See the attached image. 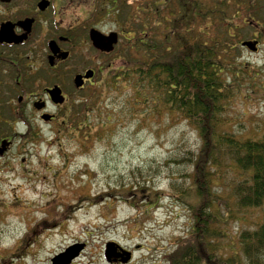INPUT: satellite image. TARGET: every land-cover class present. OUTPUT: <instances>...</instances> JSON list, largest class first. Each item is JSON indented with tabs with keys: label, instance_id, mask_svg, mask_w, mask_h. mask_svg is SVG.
Here are the masks:
<instances>
[{
	"label": "rangeland",
	"instance_id": "1",
	"mask_svg": "<svg viewBox=\"0 0 264 264\" xmlns=\"http://www.w3.org/2000/svg\"><path fill=\"white\" fill-rule=\"evenodd\" d=\"M143 1L123 0L126 4L119 11L116 7L110 10L107 3L103 9L96 10L97 26L105 31L122 29L124 36L119 35L116 47L106 54L90 42L80 43L76 66L70 64L66 69L67 75L74 70L82 73L88 68L96 71L92 83L86 82L82 88H75L71 83V90H76L71 96L76 102L71 100V104L76 107L80 103L88 106L98 103L104 113L110 114V121L94 127L97 137L79 149L76 131L71 134L67 126L55 129L43 125L42 136L33 142L27 161L20 166L18 159H13L14 170H0V264H51L54 254L73 243H83V248L71 264H168L167 255L187 234L191 223L188 207L169 188L164 172H152L149 184L155 190L144 200L137 195L127 200L124 196L108 194L109 188L118 189L120 181L130 182L131 176L138 177L137 167L149 163L152 167L154 164L162 167L163 159L181 141H195L189 126L174 121V113L166 114L163 109L158 115L143 114V97L134 93L133 86L121 84L113 92L99 88L108 73L130 70L138 62V54L128 39L134 35V26L138 29L137 24H132L136 22L132 18L133 8ZM259 5L257 15L261 18L264 17V0H260ZM232 8L229 6L230 15ZM251 11L249 3L248 13H253ZM242 12H247V8ZM83 14L76 17L84 18ZM247 16L245 24L239 20L241 16L233 22L241 28L242 34L235 33L230 26L231 34L237 36L236 40L239 38L233 44L232 55L237 63L234 73L242 80L231 82L232 90L235 85L238 87L233 97L225 100L224 114L230 121L227 128L256 137L264 130V32L259 34L260 46L256 51L242 48L240 40L251 39L254 30V21ZM79 32L82 37L83 29ZM230 74L225 76L232 79L233 74ZM78 109L80 111L72 107L65 124L81 114L82 106ZM65 134L73 137L63 139ZM89 192L99 198L85 199ZM259 214L258 208H249L238 211L235 220L242 222L243 219L252 224ZM239 226L237 221L228 225L229 236L222 241L224 244L232 241V232ZM108 241L131 250V259L117 263L107 261L104 248Z\"/></svg>",
	"mask_w": 264,
	"mask_h": 264
},
{
	"label": "trees",
	"instance_id": "2",
	"mask_svg": "<svg viewBox=\"0 0 264 264\" xmlns=\"http://www.w3.org/2000/svg\"><path fill=\"white\" fill-rule=\"evenodd\" d=\"M249 3L144 0L133 8L136 22L132 24L138 29L134 26L130 37L138 62L130 70L108 73L99 87L113 92L121 84L133 86L134 93L143 97V114L172 112L174 121L184 122L195 134V141L186 139L170 150L162 167L150 163L137 167L138 177L108 190L127 200L133 195L144 200L155 190L149 184L152 172L165 173L169 188L188 207L191 219L187 234L167 255L168 264H264V130L256 137L244 136L226 127L230 121L224 114L225 100L238 87L232 90L231 82L242 80L234 73L233 44L239 38L231 34L230 26L242 34L233 22L241 16L239 20L246 23ZM244 7L247 12H242ZM229 73H234L232 79L225 76ZM80 104L73 107L80 111L82 106L81 114L65 126L71 134L76 131V147L83 149L97 137L94 127L111 118L98 103ZM72 137L65 134L63 139ZM84 198L99 197L89 192ZM249 208L260 210L252 224L235 220L238 211ZM236 221L240 226L232 232V241L224 244L228 225ZM220 248L228 251L221 253Z\"/></svg>",
	"mask_w": 264,
	"mask_h": 264
},
{
	"label": "flooded vegetation",
	"instance_id": "3",
	"mask_svg": "<svg viewBox=\"0 0 264 264\" xmlns=\"http://www.w3.org/2000/svg\"><path fill=\"white\" fill-rule=\"evenodd\" d=\"M106 3L116 11L126 4L123 0H0V170H14L13 159L20 166L27 161L33 142L42 136L41 126H65L74 106L71 100L76 102L71 99L76 94L71 90L76 70L67 75L66 69L76 66L79 44H89L90 28L112 31L101 29L94 20L99 17L96 10ZM259 4L260 0H251L255 29L251 40L256 46L263 30L255 19ZM79 29H83L82 37ZM115 31L118 40L124 36L122 29ZM86 82L92 83V77ZM56 87L60 102L53 100L56 94L50 91Z\"/></svg>",
	"mask_w": 264,
	"mask_h": 264
},
{
	"label": "water",
	"instance_id": "4",
	"mask_svg": "<svg viewBox=\"0 0 264 264\" xmlns=\"http://www.w3.org/2000/svg\"><path fill=\"white\" fill-rule=\"evenodd\" d=\"M89 38L92 42V45L99 50L102 51H110L113 48V44L117 41V34L116 32H110L109 34L105 35L100 31L91 28L89 30ZM242 45L248 46L250 49H254V43L252 41L246 40L242 42ZM93 75V70L88 69L85 71L84 74H76L74 76V83L77 87L83 84L84 78H89ZM53 96V93L56 95L53 96V100L56 102L61 101V97L57 94L59 93V89L53 88L50 90ZM83 248V243H74L66 247L63 251L55 254L51 258V264H69L73 258H75L81 249ZM130 251L122 248L114 241H109L105 245L104 249V256L107 261H113L116 257L121 256L120 260L122 262H126L130 258Z\"/></svg>",
	"mask_w": 264,
	"mask_h": 264
}]
</instances>
